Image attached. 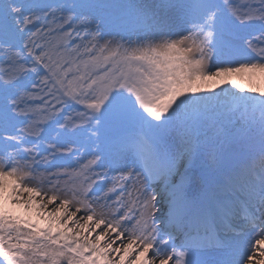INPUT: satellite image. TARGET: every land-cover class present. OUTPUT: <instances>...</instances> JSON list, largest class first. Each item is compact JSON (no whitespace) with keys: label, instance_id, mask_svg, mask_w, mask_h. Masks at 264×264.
Segmentation results:
<instances>
[{"label":"snow or ice","instance_id":"6c2138e0","mask_svg":"<svg viewBox=\"0 0 264 264\" xmlns=\"http://www.w3.org/2000/svg\"><path fill=\"white\" fill-rule=\"evenodd\" d=\"M0 264H264V0H0Z\"/></svg>","mask_w":264,"mask_h":264},{"label":"rangeland","instance_id":"374dc122","mask_svg":"<svg viewBox=\"0 0 264 264\" xmlns=\"http://www.w3.org/2000/svg\"><path fill=\"white\" fill-rule=\"evenodd\" d=\"M245 86L247 87V84H245ZM221 87H228V85H221ZM219 89H216V91H218Z\"/></svg>","mask_w":264,"mask_h":264}]
</instances>
